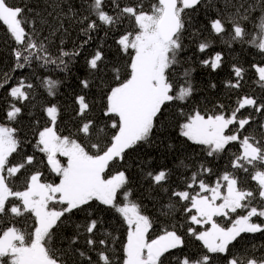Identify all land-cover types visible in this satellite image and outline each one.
Wrapping results in <instances>:
<instances>
[{
    "label": "trees",
    "instance_id": "1",
    "mask_svg": "<svg viewBox=\"0 0 264 264\" xmlns=\"http://www.w3.org/2000/svg\"><path fill=\"white\" fill-rule=\"evenodd\" d=\"M2 1L18 11L24 30L19 43L0 17V126L13 129L15 144L3 176L14 194L27 190L35 175L44 184L61 179L41 143V133L52 125L50 108H56L58 136L91 157L108 154L121 129L109 98L133 77L134 51L120 41L139 32L138 15L160 21L163 8L159 0ZM176 14L179 30L168 44L169 99L148 132L121 157L109 159L103 172L105 179L124 176L114 204L92 199L70 210L50 205L63 213L43 245L58 264H126V207L146 218L149 242L168 233L181 240L154 264H264L263 213L250 221L260 229H245L225 252H213L201 238L207 226L192 222L191 209L203 187L213 188L226 176L245 197L234 212L216 217L217 225L229 229L253 210L264 212L256 180L264 173V80L257 71L264 69V0H200L191 8L178 0ZM245 99L253 103L241 106ZM195 115L233 118L226 134L238 139L219 149L193 141L182 130ZM244 140L258 158L244 157ZM36 226L20 198L11 196L0 208V238L14 228L30 243ZM0 264H14L12 256H2Z\"/></svg>",
    "mask_w": 264,
    "mask_h": 264
},
{
    "label": "rangeland",
    "instance_id": "2",
    "mask_svg": "<svg viewBox=\"0 0 264 264\" xmlns=\"http://www.w3.org/2000/svg\"><path fill=\"white\" fill-rule=\"evenodd\" d=\"M0 17L4 20L14 39L22 43L24 30L18 18V11L5 6L0 0ZM139 32L133 37H123L120 41L123 49L134 51L133 77L123 86L117 87L109 98V112L119 115L121 129L114 146L108 154L101 158L89 156L81 146L56 134L54 124L56 108L48 110L52 125L41 133V143L50 155V161L58 162V172L61 179L57 184H44L39 175H35L27 190L12 194L3 176V168L7 158L15 149L11 133L13 129L0 126V208L5 201L15 196L20 198L27 210L32 211L37 218V226L33 240L25 243L14 228L9 229L0 238V258L12 256L14 264H32L35 257L44 260L46 264H58L49 258L45 252L43 239L56 223L63 211L51 208L56 202L66 204L67 210L78 207L92 199L106 204H114L118 189L123 182V174L111 179L103 176L109 159L121 157L126 148L141 138L151 128L153 119L164 102L169 99V85L166 80V70L169 66L168 52L170 46L164 44L159 36L157 23L159 21L150 15L137 16ZM217 28H220L218 26ZM264 48V40L262 43ZM258 74L264 80V69L257 68ZM14 94L17 91L13 92ZM245 99L241 106L252 104ZM234 122L233 118L223 116L203 117L195 115L183 127V134L196 142L212 144L215 149L223 147L227 142L238 137L228 136L227 128ZM245 158H258V151L248 140L242 142ZM58 158H63L60 164ZM264 160V158H263ZM18 168L11 170L15 174ZM263 188L264 173L256 176ZM203 194L193 198L192 222L207 226L201 236L210 251L225 252L227 244L245 229H260L252 224L251 218L259 213L253 210L246 217L240 218L235 225L224 229L217 225L215 218L228 216L241 206L245 194L239 193L234 181L223 177L213 188L203 187ZM122 213L129 228V242L126 248V264H154L155 258L149 256L147 240L148 222L139 214L135 207H126ZM155 241L159 242L165 251L172 250L181 244L180 238L174 233H168Z\"/></svg>",
    "mask_w": 264,
    "mask_h": 264
},
{
    "label": "water",
    "instance_id": "3",
    "mask_svg": "<svg viewBox=\"0 0 264 264\" xmlns=\"http://www.w3.org/2000/svg\"><path fill=\"white\" fill-rule=\"evenodd\" d=\"M200 0H182L184 7H194ZM160 5L163 8V14L158 22L157 29L159 36L164 44H170L176 37L179 30V19L177 17L178 0H159ZM50 167L54 173L58 172V162L49 161ZM149 255L155 259L161 258L165 254L163 246L154 241L149 245ZM32 264H46L44 260L35 257L32 260Z\"/></svg>",
    "mask_w": 264,
    "mask_h": 264
}]
</instances>
